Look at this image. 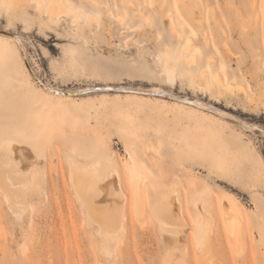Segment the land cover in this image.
Instances as JSON below:
<instances>
[{"label": "rangeland", "instance_id": "374dc122", "mask_svg": "<svg viewBox=\"0 0 264 264\" xmlns=\"http://www.w3.org/2000/svg\"><path fill=\"white\" fill-rule=\"evenodd\" d=\"M34 1L20 0L12 12L0 3V30L20 35L23 48L0 35V140L12 136L28 145L44 161L46 180L17 220L0 181V264H264V0H95L100 7L70 0L99 21L83 27L86 42L73 38L71 16L41 26ZM182 3L195 6L196 29ZM108 9L123 15V24L108 18ZM167 12L182 39L173 37ZM186 38L190 48L181 53ZM163 52L202 86L190 87L179 75L168 81L156 62ZM23 57L44 85L61 92L157 87L208 106L119 91L52 96ZM0 153L2 160V141ZM83 155L109 158L122 183L131 155L148 181L175 185L184 212L176 232L166 233L174 239L164 242L148 212L144 221H123L122 247L105 245L98 225L82 217L69 180L73 162L86 163ZM193 200L210 219L204 255L193 235L194 222L201 223ZM223 202L241 217V248L229 242Z\"/></svg>", "mask_w": 264, "mask_h": 264}, {"label": "bare ground", "instance_id": "6f19581e", "mask_svg": "<svg viewBox=\"0 0 264 264\" xmlns=\"http://www.w3.org/2000/svg\"><path fill=\"white\" fill-rule=\"evenodd\" d=\"M82 1L83 3L91 7H100L99 3L95 0ZM146 1L147 0H145V2ZM34 2V8L38 10V12L42 13L41 15H43V19L38 20V23L41 26L52 28V26L55 27L58 25L62 17L71 16V24L76 27L75 29H73V38L82 39L84 42H86L87 40L84 37L83 27L89 28L92 23H96L97 25H99V21L96 16L86 14L80 9L73 8V3L70 0H48L47 2H44V0H35ZM0 3L2 6L5 5V3L7 4L5 6L7 8V11L14 7H16V9H18V7L20 8L19 5L17 6V3H20V0H0ZM181 5L185 7V11L187 12V23L189 25H192L196 29L198 27L200 19L195 6H192L189 3H182ZM13 10L10 11L12 12ZM107 17L113 19L119 24H123V15L115 14L114 12H112L111 9L107 10ZM166 17L169 20L170 30L174 35L173 37L182 39L183 35L178 29L172 13L167 12ZM82 22L84 23L83 26L81 25ZM126 29L129 30L130 28L128 29L127 27ZM0 35L9 37L10 39L14 40L17 46L19 47L20 53L21 51L23 52L20 35L4 30H0ZM189 48L190 42L189 39L186 38V41L182 44L181 53H187L189 51ZM181 57H184L183 54L181 55ZM23 61L35 83L42 89L50 92L52 96L62 97V95L67 94L68 97L71 98L95 92L119 91L124 93L142 95L163 94L178 101L180 100L177 99V97H180L181 100L185 101L181 102L197 107L202 108L208 106L207 103H204L199 98H184L182 96H176L172 93L164 92L163 89L157 87H153L152 89H139L121 86H94L90 88L78 89L73 92H61L57 89H52L44 85L40 81V79L35 75L31 66L28 65L29 63H27L25 57H23ZM156 62L159 63L158 65L161 66H159L161 68L160 72L168 78V81H173L174 77H177V75H179L187 77L190 87L202 86L199 83L200 80L198 82L197 77H194L190 72L176 71L171 66L169 55L167 52L159 54L156 59ZM217 81L219 82V80ZM221 85L223 86L222 82ZM206 86H208V84H206ZM31 94L38 95L39 93L37 94L36 92L32 91ZM0 141H2V150L4 151L3 154L5 155V157H2L5 159H2L4 161L0 159V181L1 183L3 182V185L6 187V191H4L3 198L8 203V206L12 203L13 206H15H12L13 209L15 208L16 210L18 208L19 212H17V210V214L15 212V214L12 212L15 217V215L17 216L18 214H23L26 211V207L29 202L28 200L31 198V196H35L36 194L38 196V194L44 192V185L46 180V178L44 177V166L42 165L44 161L42 162V158L35 154V152L32 151L28 145H26L24 142L14 139V137L12 136L5 137L3 138V140ZM1 155L2 154L0 153V156ZM83 156L86 159V163L82 166H79L80 164L78 165L72 161L73 165H71V168H69V180L72 185L71 188H73L75 193L74 197H76L78 201L77 205H79L80 212L83 215L82 217L87 221V224L89 223L88 221H92L91 223L94 222L98 225L97 230L101 235L102 242H105V245L107 244V246H109V244L114 242L116 248H120V246L122 247V243L124 241L122 242V239L120 240L119 232H121V225L123 221L127 219H134L138 222L144 221L147 217L148 212L151 215V218L153 217L154 221H156L157 226L159 228L158 230H160V232L162 233V237L165 239L164 242H166V239L167 242L168 239H174L172 237L170 238L168 235H166V233L176 232L174 230V227L175 225L177 226V220L182 218V213L184 212H182L183 208L181 197L175 185L168 186V184L165 183L153 184L151 181H148L146 175L141 171V169H139L140 167H137V164L140 166V163L136 161V164L134 158L131 155H129L128 160H126L127 177L123 178H127V180L124 181V183H122L123 180L120 179L118 169L116 168L115 164H113V161H111L109 158L94 159L91 157V155ZM164 188H166V191L164 190ZM193 201L194 202L191 204H193L196 209V212L200 215L201 218V223L194 222L195 225L193 235H195L196 244L200 253L204 255L205 251L209 252V248L207 247L208 242H206L207 238L205 236L208 230L207 225L210 223V219L208 217V214L206 213L207 211L205 212L203 207H201L197 201ZM124 207H126L127 210ZM30 208L32 209V207ZM30 208L28 207V209ZM21 211L24 212L22 213ZM18 216L19 218L16 217V220L20 219L21 217L20 215ZM222 216L223 225L227 232L230 244L236 248H241L243 243L241 217L229 204L225 202H223L222 204ZM160 232L159 235L161 234ZM0 236L2 240H4L3 234H0ZM3 242L5 243V240ZM3 242L2 244L4 245ZM20 245L18 246L22 249V246L20 247ZM106 247L104 249H106ZM113 247L115 248V246ZM6 248L7 247H5L6 251L3 250V253H7L8 248ZM98 250L99 249H97V251Z\"/></svg>", "mask_w": 264, "mask_h": 264}, {"label": "water", "instance_id": "95a60500", "mask_svg": "<svg viewBox=\"0 0 264 264\" xmlns=\"http://www.w3.org/2000/svg\"><path fill=\"white\" fill-rule=\"evenodd\" d=\"M29 65V64H28ZM97 89V88H96Z\"/></svg>", "mask_w": 264, "mask_h": 264}]
</instances>
